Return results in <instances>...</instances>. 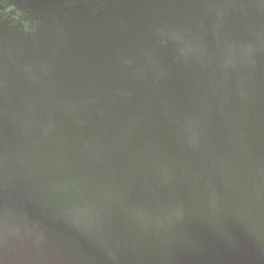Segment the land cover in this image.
Instances as JSON below:
<instances>
[{"label": "water", "instance_id": "95a60500", "mask_svg": "<svg viewBox=\"0 0 264 264\" xmlns=\"http://www.w3.org/2000/svg\"><path fill=\"white\" fill-rule=\"evenodd\" d=\"M0 264H264V0H0Z\"/></svg>", "mask_w": 264, "mask_h": 264}, {"label": "rangeland", "instance_id": "374dc122", "mask_svg": "<svg viewBox=\"0 0 264 264\" xmlns=\"http://www.w3.org/2000/svg\"><path fill=\"white\" fill-rule=\"evenodd\" d=\"M40 1H49V2H54V3H63L64 1L68 0H40ZM74 1H81V0H74ZM7 5H4V9H6Z\"/></svg>", "mask_w": 264, "mask_h": 264}]
</instances>
